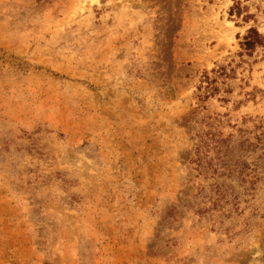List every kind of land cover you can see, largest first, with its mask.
Wrapping results in <instances>:
<instances>
[{
  "label": "rangeland",
  "instance_id": "obj_1",
  "mask_svg": "<svg viewBox=\"0 0 264 264\" xmlns=\"http://www.w3.org/2000/svg\"><path fill=\"white\" fill-rule=\"evenodd\" d=\"M252 27L264 0H0V264H264Z\"/></svg>",
  "mask_w": 264,
  "mask_h": 264
},
{
  "label": "trees",
  "instance_id": "obj_2",
  "mask_svg": "<svg viewBox=\"0 0 264 264\" xmlns=\"http://www.w3.org/2000/svg\"><path fill=\"white\" fill-rule=\"evenodd\" d=\"M264 43V36L254 27L249 29L248 34L244 38L243 46L247 51H251L254 49L258 44ZM205 81H207L208 85L206 86L207 89L212 90V80L208 75H205ZM219 141H217L218 143ZM217 146V145H216ZM203 159H199L202 162Z\"/></svg>",
  "mask_w": 264,
  "mask_h": 264
}]
</instances>
